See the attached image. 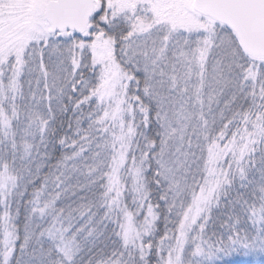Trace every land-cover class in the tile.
<instances>
[{"label":"snow or ice","instance_id":"obj_1","mask_svg":"<svg viewBox=\"0 0 264 264\" xmlns=\"http://www.w3.org/2000/svg\"><path fill=\"white\" fill-rule=\"evenodd\" d=\"M256 256L264 0H0V264Z\"/></svg>","mask_w":264,"mask_h":264},{"label":"trees","instance_id":"obj_2","mask_svg":"<svg viewBox=\"0 0 264 264\" xmlns=\"http://www.w3.org/2000/svg\"><path fill=\"white\" fill-rule=\"evenodd\" d=\"M68 115L70 116L71 114L69 113ZM259 259H260L259 257L254 258V260H252V264H257ZM233 260H235V259H233Z\"/></svg>","mask_w":264,"mask_h":264},{"label":"rangeland","instance_id":"obj_3","mask_svg":"<svg viewBox=\"0 0 264 264\" xmlns=\"http://www.w3.org/2000/svg\"><path fill=\"white\" fill-rule=\"evenodd\" d=\"M256 257H258V256H256ZM256 257H251V258H232V259H235V260H237V259H243V260H248V259H250L251 261L252 260H254V258H256Z\"/></svg>","mask_w":264,"mask_h":264}]
</instances>
